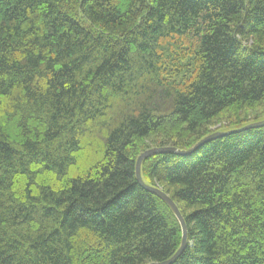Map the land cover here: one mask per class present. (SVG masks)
<instances>
[{
	"label": "trees",
	"instance_id": "1",
	"mask_svg": "<svg viewBox=\"0 0 264 264\" xmlns=\"http://www.w3.org/2000/svg\"><path fill=\"white\" fill-rule=\"evenodd\" d=\"M262 119L264 0H0V264L170 258L137 156ZM141 177L172 264H264V126Z\"/></svg>",
	"mask_w": 264,
	"mask_h": 264
},
{
	"label": "water",
	"instance_id": "2",
	"mask_svg": "<svg viewBox=\"0 0 264 264\" xmlns=\"http://www.w3.org/2000/svg\"><path fill=\"white\" fill-rule=\"evenodd\" d=\"M262 126H264V119L258 120V121H253V122L247 123V124L240 126V127H237V128L214 131V132L204 136L203 138H201L199 141H197L193 146H191L188 149H179V148L174 147V146H154V147H150V148L144 150L143 152H141L137 156L136 164H135V175H136V179H137L138 183L143 188H145L146 190L154 193L156 196L161 198L170 207V209L172 210V212L176 216L177 220L179 221L181 231H182L181 244H180L179 248L177 249V251L170 258L163 260V261H160V262H149L147 264H172L177 259V257L181 254V252L184 250V248L186 246L187 226H186V223L183 219V216L181 215V213L179 211V208L177 207L176 203L170 198V196L167 193H165L164 191H162L160 188H158L156 186L148 185L142 180V177H141V163H142V161L148 156H151V155H154L157 153H165V152H173L177 155L187 156L189 154H192L197 149H199L201 146H203L204 144H206L207 142H209L211 140H214L216 138L226 136V135H229L232 133H237L240 131H245V130L253 129V128H259Z\"/></svg>",
	"mask_w": 264,
	"mask_h": 264
},
{
	"label": "rangeland",
	"instance_id": "3",
	"mask_svg": "<svg viewBox=\"0 0 264 264\" xmlns=\"http://www.w3.org/2000/svg\"><path fill=\"white\" fill-rule=\"evenodd\" d=\"M216 126H217V125H216ZM216 126H214V128H216ZM214 128H213V129H214Z\"/></svg>",
	"mask_w": 264,
	"mask_h": 264
}]
</instances>
